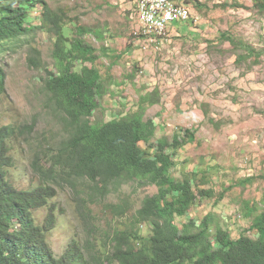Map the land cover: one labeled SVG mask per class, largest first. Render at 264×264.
I'll list each match as a JSON object with an SVG mask.
<instances>
[{
	"label": "rangeland",
	"instance_id": "obj_1",
	"mask_svg": "<svg viewBox=\"0 0 264 264\" xmlns=\"http://www.w3.org/2000/svg\"><path fill=\"white\" fill-rule=\"evenodd\" d=\"M46 1L62 15L69 38L78 36L79 27L102 33V38L91 32L81 36L96 48L97 58L90 65L99 69L106 87L92 120L142 112L141 121L151 120L156 126L151 141L161 138L172 143L177 136L182 143L168 150L170 174L190 179L195 187L213 191L215 196L194 206L197 224L212 213L232 216L244 209V202L257 203L259 212L264 211V54L258 60L255 56L241 58L248 51L240 45L244 42L257 51L264 49V11L254 0H187L190 20L171 25L167 34L153 40L137 37L142 24L134 0ZM37 13L40 10H33V20L40 22ZM132 29L136 31L129 34ZM30 46L42 51L49 69L56 66L54 38L40 30L25 52L22 46L6 53L7 99H13L24 116L38 114L34 132L45 133L44 137L55 142L62 133L60 121L35 96L46 72L27 65ZM147 92H153L156 99L143 108L139 101ZM33 98L30 105L28 100ZM15 103L8 101L11 109ZM4 121L11 120L6 117ZM13 171L14 185L29 188L28 165ZM248 177L253 180L237 183ZM155 192L156 187L133 191L127 185L122 195H131L139 206L146 194ZM117 198L112 196L114 201ZM45 214L43 210L40 219ZM253 218L241 214L233 224L249 227ZM72 222L69 211L49 235L57 255L64 252L72 230L79 227L77 221ZM232 235H237L235 230ZM248 235L258 237L252 229Z\"/></svg>",
	"mask_w": 264,
	"mask_h": 264
},
{
	"label": "trees",
	"instance_id": "obj_2",
	"mask_svg": "<svg viewBox=\"0 0 264 264\" xmlns=\"http://www.w3.org/2000/svg\"><path fill=\"white\" fill-rule=\"evenodd\" d=\"M12 1L0 0V34L19 42V30L8 24L19 25L27 21L28 11L37 6L39 0H21L18 8L12 7ZM254 1L255 6L264 11V0ZM44 7L45 22L40 28L55 40L53 56L56 69L48 68V63L42 59V51L36 46L30 47L26 61L33 69L46 72L35 96H39V105L50 109L54 118L60 121L62 133L52 142L44 137L45 133L34 132L40 116H24L17 110L15 101L7 99V82L0 85V104L5 107V113H17L9 125L3 126L6 139L0 140V163L10 169L15 166L18 153L31 152L33 175L37 178V183L30 190H19L10 184L7 193L0 192V264H186L185 261L179 262L172 251L176 246V235H171V232L180 230L173 224L174 211L179 216L188 215L198 201L203 197H213L214 192L195 187L190 179L177 182L167 175L168 150L182 144L175 136L170 144L159 139L157 145H151L158 153L156 159H148V163L160 178L162 191L146 197L139 209L128 198L102 205L95 201V187L97 199L102 200L111 191L118 192L124 184L131 182L125 178L117 183L115 176L83 148L84 139L93 144L105 133L117 142L137 143L154 135L155 124L151 120L141 121L142 112L137 111L130 118L112 120L100 125V129H88L91 127L92 108L97 105L96 96L102 88L104 90V84L99 81L96 67L84 65L85 61L94 64L97 56L96 48L81 35L93 32L102 38V33L92 27H79L78 36L69 39L64 31L62 15L45 2ZM240 45L248 51L245 56L240 55L241 58L255 56L258 60L264 54V49L257 51L244 42ZM155 99L153 92H147L141 96L139 104L145 108V104H154ZM33 100H28L30 105ZM8 101L14 102L15 108L11 109ZM131 180L140 185L155 182L150 170L144 166L133 172ZM251 180L246 178L237 183ZM168 190L173 194L172 202L167 201V211L160 221H155L157 213L149 209L157 206L159 198ZM67 191L70 192L73 223L77 221L79 227L72 230L68 246L62 255L57 256L50 246L49 235L66 213L62 203L56 199ZM244 204V209L237 214L252 215L250 210L255 212L259 206L257 203ZM43 210L46 214L40 219ZM131 210H139V216L116 217ZM211 220L215 223L216 214L212 213L200 224H195L204 228L212 223ZM147 225L151 229H144ZM250 229L257 232V238L248 235L247 229H241L233 236L217 224L216 245H212L211 240L200 251L203 257L188 264H264V213L255 217Z\"/></svg>",
	"mask_w": 264,
	"mask_h": 264
},
{
	"label": "clouds",
	"instance_id": "obj_3",
	"mask_svg": "<svg viewBox=\"0 0 264 264\" xmlns=\"http://www.w3.org/2000/svg\"><path fill=\"white\" fill-rule=\"evenodd\" d=\"M20 1L21 0H13L12 1V7L18 8ZM182 1H184L185 5L188 4L187 0H182ZM44 2H45V4L47 3L46 0H39V3L37 4V6L30 8V10L28 11L27 21L22 22L19 25H15L13 23L8 24V25L14 26L15 28H17L19 30L20 37H21V40L19 42L10 38L9 36H7L5 34H0V85L8 82L9 69H8V61H7L6 53L8 51H17L22 46L25 47V50H24V52H25L26 49L29 48L31 41L35 38L37 32L40 30L45 31L44 28H40V26L45 22L44 17H43L44 10H45ZM33 10H35V12L40 10V13H37L38 14L37 19H39L40 22H38L37 20H33L34 19L33 15H32ZM191 15H192V12H191ZM190 18L187 21H182V22L187 23L190 20ZM0 25H1V23H0ZM135 31H136V29L129 30V34L134 33ZM86 33L87 32H85L84 34H86ZM91 33L94 34L93 32H91ZM67 37L69 38V36H67ZM69 39H71V38H69ZM54 42H55V40H54ZM95 55L97 56L96 52H95ZM86 63H88V64H86ZM90 64H93V63L87 62V61L84 62V65H88L91 68L96 67V66H91ZM55 69H56V66L54 68H52L51 70H55ZM96 69H97L98 74L100 75L99 81L101 82V80H102V82L104 84V90L102 88L101 93L96 96L97 105L92 108V116L90 117L91 127H89L88 129H90L92 127H95L96 129H100L101 128L100 125H102L104 123H108L112 120H119L122 118H126V117L130 118V117L134 116V115H132V116H123V117H113V118L108 119L106 121H99L97 119H95V121L92 120V118L95 115V110L101 106V99L106 95V87H105L103 77H102L99 69L97 67H96ZM59 70L61 72L62 67ZM5 110L6 109L3 106V104H0V114L2 116V117H0V140H4V141L6 139V133H5V129L3 126L9 125V123L12 122V118L15 115H17V113L14 111L5 113ZM117 115H119V113L113 114V116H117ZM6 117L11 120L9 123H5V121H4V118H6ZM154 134H155V129H154ZM153 136H150L147 140L141 139L137 143L117 142V141L112 140L105 133L100 137V139L96 143H93V144H90L89 142H87V140L84 139L83 148L90 154V156L94 160H96L99 163H101L102 165H104L111 172V174H113V176H115V181L117 183L124 181L125 178L127 180L129 179L131 182V184H124L123 187L121 188V190L118 192H115L114 190L111 191L109 193V195L107 196V198L102 199V200L97 199L98 191H97V188L95 187V201L98 204L102 205L106 202L107 203H118L121 199L128 198L130 200L131 204L133 206H135L137 209H139L143 206V202H144L146 197H152V196L158 194L160 191H162L163 185L160 182V178L154 173V171L151 169V167L149 166V163H148V159H151V160L156 159V156H157L156 154L158 153V150H153V148L151 147V145H157L158 140H159L158 139L157 142L151 141ZM140 142H142L144 145H146V147H144L142 144H139ZM169 144H170V142H169ZM148 149H149V151H148ZM149 153H153L154 156H151ZM32 160H33V154L31 152H28V151L27 152L23 151L22 153H18L16 155V164L12 168L8 169L2 163H0V192L2 194L8 192L10 184H12L15 188H17L19 190H30L37 183V178L34 177V175H33ZM171 163H172V160L170 157V162L167 165V175L177 182H178V180L179 181L186 180V178L176 179L173 175L170 174ZM25 165H28L29 170H30L29 175H30L31 184H30V187L26 188V189L18 188L13 183V179L15 176V172L13 171V169L19 170L22 166H25ZM140 166H144L150 170L153 178L155 179V182L149 183L147 185H140L136 181L131 180V175ZM99 185L100 184H97V186H99ZM127 185L132 186L133 191H136L137 189H147V188H151V187H156L157 192H155L153 194H146L143 197V199L141 200V203L139 206H138L137 202L135 200H133L132 196L129 194H125V195H127L125 197H118L115 201L112 200L113 195L121 196L123 193L124 187ZM164 186H167V185H164ZM147 195H151V196H147ZM172 196H173V194L171 193V190H168L167 192L164 193V196L159 198L158 205L149 209V210L155 211L157 213V218L155 219V221L161 220V217L167 211V208H168L167 201H171ZM214 197H215L214 195H213V197H208V198L203 197L202 200L203 201L211 200ZM1 200H2V198L0 199V201ZM56 200L60 201L66 210L65 215H63L60 218V221L62 218L67 216V212H69V211L71 212V217L73 220V214H72V209H71V204H70L71 203L70 192L67 191L66 194H62ZM259 209H260V205L257 206V209L255 212L253 211L254 209L250 210L252 212V215L254 216V219L257 215L264 213V211L259 212ZM41 212H39L38 214H40ZM196 215H197L196 214V207H192L190 209L188 215H185V216H179L177 211H174V214H173V224L178 226L180 230L171 232V235H176L175 236L176 246H174L172 248V251L178 257L179 262L185 261L186 264H188V262L191 260H195L196 258L203 257L200 255V251H201L202 247L205 246L206 244H208L211 240L213 241L212 245H216V243L214 241H215L216 225L217 224H219L222 228H224L225 230L230 232L231 235H232V231H234V230L236 231V233H237V230H241V229H247L249 232V228L253 224V222H252V224L249 227H244L242 224L239 226H235L233 224L235 217L238 215H241V214L236 213V214H233L232 216L224 215L221 217H217V220H215V223L212 222L209 226L203 228V227H199L195 224ZM138 216H139V210H137V211L131 210L127 214H124L122 216H116V217L117 218H119V217H131V218H133V217H138ZM210 216H208V217H210ZM254 219H253V221H254ZM72 224H73V222H72ZM145 233H147V232H145ZM49 243L53 249V252H55L53 246L51 245L50 238H49ZM66 247H65V249H66ZM57 256H60V255H57Z\"/></svg>",
	"mask_w": 264,
	"mask_h": 264
},
{
	"label": "bare ground",
	"instance_id": "obj_4",
	"mask_svg": "<svg viewBox=\"0 0 264 264\" xmlns=\"http://www.w3.org/2000/svg\"><path fill=\"white\" fill-rule=\"evenodd\" d=\"M143 1H149V0H134V3L136 4L135 6L136 14L139 18V22L142 24L141 30L140 32H138L137 37H142L149 40L160 38L163 35H165V33L162 30H157L156 19H151L152 18L151 6H145V3ZM181 3L182 1L180 2V0H166V5H173V8H181ZM184 6L186 7L187 14L191 15V10L188 8V6L185 4ZM177 22L179 21L170 22L168 24V31H169V27Z\"/></svg>",
	"mask_w": 264,
	"mask_h": 264
},
{
	"label": "built area",
	"instance_id": "obj_5",
	"mask_svg": "<svg viewBox=\"0 0 264 264\" xmlns=\"http://www.w3.org/2000/svg\"><path fill=\"white\" fill-rule=\"evenodd\" d=\"M145 6H151L152 18L157 21V30L165 34L168 31V24L173 21H187L191 15L186 12V7L181 3V8H173V5H166V0L143 1Z\"/></svg>",
	"mask_w": 264,
	"mask_h": 264
}]
</instances>
